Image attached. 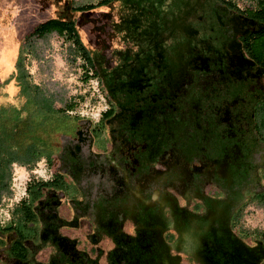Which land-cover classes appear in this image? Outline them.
Instances as JSON below:
<instances>
[{
  "label": "rangeland",
  "instance_id": "1",
  "mask_svg": "<svg viewBox=\"0 0 264 264\" xmlns=\"http://www.w3.org/2000/svg\"><path fill=\"white\" fill-rule=\"evenodd\" d=\"M235 1L242 10L256 2ZM96 2L0 0V104L21 103L15 47L48 18L74 20L101 77L85 81L82 58L70 55V43L56 33L35 41L33 79L59 105L82 98L70 113L81 120L70 145L79 151L76 163L64 166L68 189L44 192L39 229L25 231L34 242L31 261L264 264V124L256 115L264 83L260 66L226 46L235 19L203 0H113L72 9ZM163 59L179 76L163 75ZM113 94L131 102L143 95L141 137L106 142L108 134L92 133ZM29 174L14 166L13 201L25 194ZM36 174L50 175L42 164ZM7 216L0 208V220ZM0 257L7 259L4 250Z\"/></svg>",
  "mask_w": 264,
  "mask_h": 264
},
{
  "label": "trees",
  "instance_id": "2",
  "mask_svg": "<svg viewBox=\"0 0 264 264\" xmlns=\"http://www.w3.org/2000/svg\"><path fill=\"white\" fill-rule=\"evenodd\" d=\"M110 1L98 0L95 5L86 6L72 5V9L83 11L96 5H106ZM220 1L243 11L235 0ZM258 18L264 20V17ZM51 33H56L65 42L70 43V55L82 58L83 79L89 81L94 78L100 82L97 67L82 42L74 20L62 17L48 18L24 35L14 64L13 76L21 103L0 104V208L8 212L7 218L0 220V235L4 237L0 242V249L4 248L7 258H13L20 264H34L30 259L33 250L31 244L34 242L28 240L25 231L40 221L42 212L37 202L46 191L64 192L68 189L64 166L65 163L73 162V157L70 151L65 152V147L69 150L81 120L79 114L70 113H73L76 107V99L81 100L82 96H69L59 105L55 94L37 83L29 70L31 59L35 57V41L44 39ZM256 37L249 35L244 39L249 50H258L260 54L261 50L254 49L251 43L256 41ZM258 40L264 39L258 38L257 42ZM257 57L259 58V55ZM1 85L0 83V87ZM112 110L109 107L102 111L97 122L102 123L110 116ZM263 116L264 111L261 113L260 122L264 124ZM41 163L50 174L47 178L35 173ZM14 166L24 167L30 173L25 182V194L16 201L12 200L11 188Z\"/></svg>",
  "mask_w": 264,
  "mask_h": 264
},
{
  "label": "flooded vegetation",
  "instance_id": "3",
  "mask_svg": "<svg viewBox=\"0 0 264 264\" xmlns=\"http://www.w3.org/2000/svg\"><path fill=\"white\" fill-rule=\"evenodd\" d=\"M113 1V0H111ZM110 1V2H111ZM204 4L208 6L210 4L211 6L214 7V2L216 5L220 6V9H224L225 11V16H226V10L228 9L227 16L226 18L233 17L235 19V22L232 24L233 28L235 31L233 32V35L231 36H226L225 37V43L226 46L233 45L236 48V55L237 57L245 56L246 58L250 59L253 61L255 64L261 67V70H258L261 74V79L264 83V57L262 55V52L260 51V54L258 50H249L246 46V40L244 38L250 37H256V41L251 42L254 45L255 48H261L264 50V40L257 42L258 38H263L264 39V20H261L258 17H264V0H256L254 6H248L247 8L243 9V11H238L235 8L229 6L227 3H223L220 0H203ZM224 7V8H222ZM255 16H253V15ZM257 21L259 22V27L257 29H253L251 31H246V32H241L239 30L238 25L244 24L245 21ZM225 28V27H224ZM225 35L227 32V29H225ZM258 43V44H257ZM162 49L158 53L161 52ZM164 51V50H163ZM259 58L257 57L258 55ZM163 57L159 56L156 59H159ZM256 57V58H255ZM94 60V59H93ZM95 63V62H94ZM162 67L168 66V70H163V75L164 76H169L170 74H175V76H179L177 73L176 67L170 66L168 63H165V59L161 61ZM96 65V64H95ZM194 73L196 71V66L194 65ZM98 70V69H97ZM98 76H99V71H98ZM99 80L101 82V77L99 76ZM107 96V108H112V112L109 117L105 118L102 123H98L97 120L91 127L92 133H94L97 137H103V135L108 134L107 138H105L107 141L106 142H116V141H127L129 139H133L136 137H141L143 133V125L142 123L145 121V111L142 110V94H141V101L137 100L135 102H131L130 98L125 96L124 94L122 95H117L115 96ZM264 107V97L263 100H261V103L258 106V109H256V115H261V113L264 111L262 108ZM106 108V109H107ZM160 113V111H159ZM158 113V114H159ZM100 118V117H99ZM256 129V128H255ZM256 132L257 129H256ZM101 135V136H98ZM77 137V133H76ZM75 137V138H76ZM96 137V138H97ZM74 138V139H75ZM73 139V140H74ZM98 140V138H97ZM71 144V143H70ZM105 144V143H104ZM70 148V154L73 157V164L76 163L75 157L78 155L74 152V150ZM97 157L100 158V155H96ZM93 163L96 161L92 160ZM111 168V166H109ZM54 202V200H53ZM261 237L264 239V230L262 231ZM31 247L33 248V244H31Z\"/></svg>",
  "mask_w": 264,
  "mask_h": 264
},
{
  "label": "crops",
  "instance_id": "4",
  "mask_svg": "<svg viewBox=\"0 0 264 264\" xmlns=\"http://www.w3.org/2000/svg\"><path fill=\"white\" fill-rule=\"evenodd\" d=\"M21 43H22V41L19 42L18 44H16V47H15L14 58H13V60H12V62H13V69H14V64H15V62H16V59H17L18 54H19V50H20ZM0 54H1V53H0ZM13 76H14V75H13ZM59 193H62V192L60 191ZM34 195H35V194H34ZM62 195H63V193H62ZM35 196H36V195H35ZM33 197H34L33 194H31V198H33ZM61 199H62V201L64 202V198H63V196L61 197ZM28 201H30V198L28 199ZM31 229H35L36 232H37V230L39 229L38 224L31 225L30 228H29V231H30ZM3 238H4V237L0 235V242L2 241ZM32 238L35 239L36 236H35V237L33 236ZM3 249H4V248H3ZM3 249H1V250H3ZM4 256H6V255H5V251H4ZM6 257H7V256H6ZM4 259H5V258L0 257V264H20L19 261L15 260V259H13V258H7V259H5V260H4Z\"/></svg>",
  "mask_w": 264,
  "mask_h": 264
},
{
  "label": "built area",
  "instance_id": "5",
  "mask_svg": "<svg viewBox=\"0 0 264 264\" xmlns=\"http://www.w3.org/2000/svg\"><path fill=\"white\" fill-rule=\"evenodd\" d=\"M41 164L44 166V168H45V170H46V172H47V169H46L45 165H44L43 163H41ZM35 173H36V170H35Z\"/></svg>",
  "mask_w": 264,
  "mask_h": 264
}]
</instances>
